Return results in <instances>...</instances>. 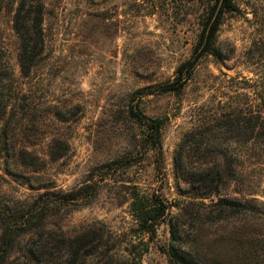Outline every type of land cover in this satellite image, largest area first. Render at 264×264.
<instances>
[{
  "label": "rangeland",
  "instance_id": "1",
  "mask_svg": "<svg viewBox=\"0 0 264 264\" xmlns=\"http://www.w3.org/2000/svg\"><path fill=\"white\" fill-rule=\"evenodd\" d=\"M20 1L0 0V65L15 96L0 119V205L43 209L37 225L55 239L102 235L113 264H175L171 246L202 264H264V247L246 240H264V0H229L202 56L215 0H29L43 12L27 75ZM186 61L195 65L185 84L166 92ZM202 170L218 171L220 194L261 215L208 221L217 197L198 198ZM134 195L164 215L143 226ZM29 237L12 251L16 264Z\"/></svg>",
  "mask_w": 264,
  "mask_h": 264
},
{
  "label": "trees",
  "instance_id": "2",
  "mask_svg": "<svg viewBox=\"0 0 264 264\" xmlns=\"http://www.w3.org/2000/svg\"><path fill=\"white\" fill-rule=\"evenodd\" d=\"M29 2V0L20 1L17 16L21 20L22 25L16 29L21 40L18 62L20 70L26 75L30 72L31 66L42 47L41 22L43 4L40 2L30 4ZM218 4L219 0H215L199 36L196 49L201 48L200 56L210 53L220 16L223 11L230 10L229 0H223L220 8H218ZM214 16L215 20L212 23ZM194 65L195 63L190 61L182 63L175 72L173 83L167 85L166 92H176L182 88ZM12 78L13 73H6V68L4 69L0 65V93L4 90L8 91V94L0 95V119L5 115L10 102L15 99L12 89ZM4 81L10 83L9 87L7 86L8 89L3 85ZM174 84H178V88ZM160 126V123L156 120L151 121L147 125V129L153 132L149 135L150 142L153 149L158 151L159 156H161ZM251 131H254V127H251ZM196 176L197 179L194 182L204 187V189L200 187V193H197L199 195L198 198L217 197V200L212 201L209 206L211 210L206 216L208 221L216 223L234 220L242 221L241 224H243V220L245 223L247 218H256L260 213L256 206L221 195L219 189L221 178L218 171L202 170L196 173ZM212 183H215V185L213 186ZM37 209V207L33 206L32 208L18 211L9 210L8 207L0 205V264H16V261L12 259V251L16 245L21 243V238L28 234H31L32 237L24 241L23 251L25 255L21 264H89L92 258L96 259L99 257L105 258L103 264H113V262L108 260L112 253L108 250L107 242L102 235L83 232L75 236L60 235L58 239H55L49 233H45L44 228L39 229L41 226L37 225V221L43 220L45 211L42 209V211L38 212ZM130 209L136 214V218L142 222L143 226L149 221H155L164 215L162 206L148 210L137 195L132 197ZM171 236L172 241H174L175 231H171ZM246 240L254 243L258 248L264 247V240L257 239L252 235L246 237ZM174 248L173 246L169 248L168 256L175 260V264H202L197 255L193 257L190 252L186 253L180 248V254H177V249ZM102 250L105 251L102 252Z\"/></svg>",
  "mask_w": 264,
  "mask_h": 264
}]
</instances>
